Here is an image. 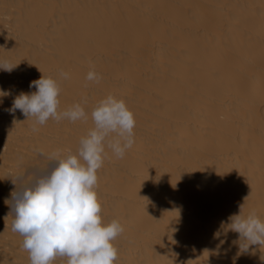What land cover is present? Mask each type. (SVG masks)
<instances>
[{
  "label": "bare ground",
  "instance_id": "bare-ground-1",
  "mask_svg": "<svg viewBox=\"0 0 264 264\" xmlns=\"http://www.w3.org/2000/svg\"><path fill=\"white\" fill-rule=\"evenodd\" d=\"M4 58L16 66L0 70V264H30L11 230L15 175L43 163L34 149L75 154L109 94L136 120L133 147L98 171L102 216L124 227L116 264H264V247L241 253L222 227L241 207L264 219V0H0ZM43 75L59 110L81 103L86 121L34 132L9 112Z\"/></svg>",
  "mask_w": 264,
  "mask_h": 264
},
{
  "label": "clouds",
  "instance_id": "clouds-1",
  "mask_svg": "<svg viewBox=\"0 0 264 264\" xmlns=\"http://www.w3.org/2000/svg\"><path fill=\"white\" fill-rule=\"evenodd\" d=\"M15 66L6 58L0 59V70L11 72ZM59 77L70 78L63 70ZM102 79L94 69L85 77L87 82L95 83ZM29 87L36 91L21 92L9 112L20 110L24 116L34 118V132L38 131L36 125H45L50 119L73 123L88 119L81 103L59 110L61 87L57 79L43 75ZM7 94L0 91V96ZM90 116L93 127L81 137L75 154L71 150L49 154L34 149L43 163L15 175L13 182L18 190L10 194L14 213L11 230L23 237L22 248L28 252L30 264H54L57 258L64 264H116L119 258L115 241L124 227L118 220L105 221L102 216L98 171L109 150L123 159L133 147L136 120L125 101L111 94L92 108ZM222 227L225 233H238L234 243L239 244L241 253L252 246L264 247V219L255 209L244 215L241 207Z\"/></svg>",
  "mask_w": 264,
  "mask_h": 264
}]
</instances>
